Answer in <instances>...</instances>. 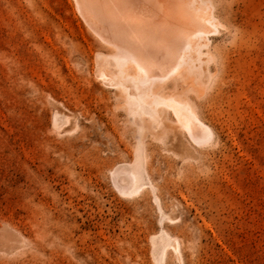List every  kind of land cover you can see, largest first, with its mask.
Instances as JSON below:
<instances>
[{"label":"rangeland","instance_id":"obj_1","mask_svg":"<svg viewBox=\"0 0 264 264\" xmlns=\"http://www.w3.org/2000/svg\"><path fill=\"white\" fill-rule=\"evenodd\" d=\"M238 1L243 44L214 42L228 65L200 110L213 140H152L127 193L135 141L71 51L76 0H0V264H264V0Z\"/></svg>","mask_w":264,"mask_h":264},{"label":"bare ground","instance_id":"obj_2","mask_svg":"<svg viewBox=\"0 0 264 264\" xmlns=\"http://www.w3.org/2000/svg\"><path fill=\"white\" fill-rule=\"evenodd\" d=\"M236 1L76 0L88 34L75 38L71 51L112 90L100 100L116 120L123 116L135 141L134 160L113 171L124 192L146 183L144 152L152 140L173 146L184 133L198 145L213 140L200 110L215 98L211 90L221 91L218 73L228 65L231 47L214 42L223 35L231 46L243 44Z\"/></svg>","mask_w":264,"mask_h":264}]
</instances>
